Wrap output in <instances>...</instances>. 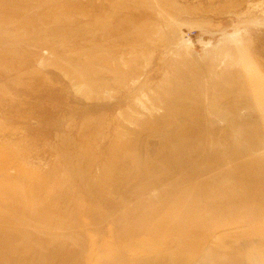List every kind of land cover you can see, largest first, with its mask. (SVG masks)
Masks as SVG:
<instances>
[{
  "label": "rangeland",
  "instance_id": "374dc122",
  "mask_svg": "<svg viewBox=\"0 0 264 264\" xmlns=\"http://www.w3.org/2000/svg\"><path fill=\"white\" fill-rule=\"evenodd\" d=\"M0 264H264V0H0Z\"/></svg>",
  "mask_w": 264,
  "mask_h": 264
}]
</instances>
